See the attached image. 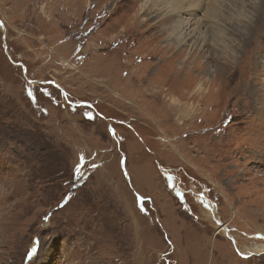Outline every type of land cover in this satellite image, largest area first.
Segmentation results:
<instances>
[{"label": "rangeland", "instance_id": "1", "mask_svg": "<svg viewBox=\"0 0 264 264\" xmlns=\"http://www.w3.org/2000/svg\"><path fill=\"white\" fill-rule=\"evenodd\" d=\"M145 1L0 0V264H264V0Z\"/></svg>", "mask_w": 264, "mask_h": 264}, {"label": "bare ground", "instance_id": "2", "mask_svg": "<svg viewBox=\"0 0 264 264\" xmlns=\"http://www.w3.org/2000/svg\"><path fill=\"white\" fill-rule=\"evenodd\" d=\"M227 1L228 0H146L140 7H145L146 3H150L149 6H152L151 9H153V12H161L164 13L163 16L170 15L174 19L176 18L175 21L178 22V26L173 31L176 32L177 37H174L172 34L171 39L174 41L176 40L178 44L180 42L185 43L186 40L192 41L195 35L199 36L200 42H204L206 36H204V32L201 31L204 28L210 31L211 35L209 38H211V42L215 43L216 41L221 42V35L223 34L219 28L218 19H215L227 5ZM199 12H203L202 18H198L197 14ZM221 17L222 16H220V18ZM195 42H197V40H195ZM217 59V62L221 61L220 58ZM222 60L229 62V64L231 63L228 58H223ZM173 102L175 105H178L177 99ZM215 232L217 233V230Z\"/></svg>", "mask_w": 264, "mask_h": 264}, {"label": "water", "instance_id": "3", "mask_svg": "<svg viewBox=\"0 0 264 264\" xmlns=\"http://www.w3.org/2000/svg\"><path fill=\"white\" fill-rule=\"evenodd\" d=\"M0 29H1V31L3 32L2 42H3L4 53H5L6 55H8V54H7V50H6V46H5V29H4V27H3L1 21H0ZM22 67H23V66H22ZM23 74L25 75V71H23ZM28 81H29V80H28ZM29 82H31V81H29ZM33 83L50 84V85H53L54 87H57L58 89H60V87H59L56 83H54L53 81H48V82L34 81ZM61 92H62V91H61ZM62 94H64V92H62Z\"/></svg>", "mask_w": 264, "mask_h": 264}, {"label": "flooded vegetation", "instance_id": "4", "mask_svg": "<svg viewBox=\"0 0 264 264\" xmlns=\"http://www.w3.org/2000/svg\"><path fill=\"white\" fill-rule=\"evenodd\" d=\"M78 47H79V45H78ZM97 66V65H96ZM95 69V68H94ZM123 73V72H122ZM126 75H127V72L124 74H122V76H121V73L119 74V78L121 79V78H123V77H125V79H127V77H126ZM122 80V79H121ZM118 92H121V91H118ZM116 94H118L117 92H116ZM136 102V101H135ZM85 105H87L88 106V104L87 103H84Z\"/></svg>", "mask_w": 264, "mask_h": 264}, {"label": "snow or ice", "instance_id": "5", "mask_svg": "<svg viewBox=\"0 0 264 264\" xmlns=\"http://www.w3.org/2000/svg\"><path fill=\"white\" fill-rule=\"evenodd\" d=\"M29 95H31V92H29ZM34 252H35V249H33V250L29 253V256H31L32 253H34Z\"/></svg>", "mask_w": 264, "mask_h": 264}]
</instances>
